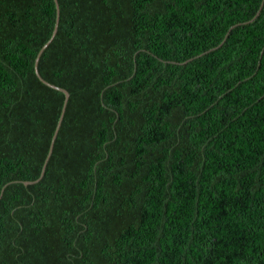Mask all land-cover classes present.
Listing matches in <instances>:
<instances>
[{
  "label": "trees",
  "instance_id": "obj_1",
  "mask_svg": "<svg viewBox=\"0 0 264 264\" xmlns=\"http://www.w3.org/2000/svg\"><path fill=\"white\" fill-rule=\"evenodd\" d=\"M57 1L25 186L56 9L0 0V264H264V0Z\"/></svg>",
  "mask_w": 264,
  "mask_h": 264
},
{
  "label": "water",
  "instance_id": "obj_2",
  "mask_svg": "<svg viewBox=\"0 0 264 264\" xmlns=\"http://www.w3.org/2000/svg\"><path fill=\"white\" fill-rule=\"evenodd\" d=\"M54 1V4H55V9H56V16H55V25H54V28H53V31H52V36L50 37V39L48 40V42L45 44V45H43V47L39 50V52H38V54H37V57H36V59H35V62H34V73H35V75H36V77L39 79V81L40 82H42L45 86H47V87H49V88H51V89H53V90H56V91H59L60 93H62L63 95H64V102H63V106H62V110H61V115H60V118H59V121H58V123H57V127H56V130H55V133H54V135H53V137H52V140H51V143H50V147H49V152H48V155H47V157H46V159H45V162H44V164H43V167H42V170H41V174H40V177H39V179L38 180H36V181H34V182H18V183H23L25 186H28V185H33V184H35L36 182H38L40 179H41V177L43 176V174H44V172H45V168H46V165H47V163H48V160H49V158H50V156H51V153H52V149H53V145H54V141H55V139H56V136H57V133H58V130H59V127H60V125H61V122H62V119H63V115H64V111H65V108H66V104H67V102H68V99H69V93L66 91V90H64V89H62V88H60V87H57V86H55V85H52V84H50V83H48V82H46L44 79H42L41 78V76H40V74H39V72H38V63H39V59H40V57H41V55L43 54V52H44V50L48 47V45L51 43V41L53 40V38L55 37V35H56V33H57V29H58V17H59V4H58V1L57 0H53ZM262 2H263V0H262ZM262 2H261V5H262ZM261 5H260V7H261ZM260 7H259V9H260ZM258 12H259V10H258ZM257 12V13H258ZM257 13H256V15H257ZM255 15V16H256ZM254 16V17H255ZM253 17V18H254ZM252 18V19H253ZM252 19H250L249 21H251ZM249 21H247V22H249ZM247 22H244V23H247ZM244 23H241V24H244ZM237 25H239V24H237ZM235 25H233V26H231V28L232 27H234ZM230 28V29H231ZM228 33V32H227ZM226 33V34H227ZM226 36V35H225ZM223 42V41H222ZM221 42V43H222ZM218 47V46H217ZM216 48V47H215ZM211 50V49H210ZM145 52H147V51H145ZM207 52V51H206ZM137 53V52H136ZM203 53H205V52H203ZM150 54V53H149ZM153 56V55H152ZM197 57V56H196ZM194 58V57H193ZM192 59V58H191ZM157 60H159V59H157ZM190 60V59H189ZM162 61V60H161ZM164 62H167V61H164ZM184 62H186V61H184ZM184 62H181V63H184ZM174 63V62H173ZM181 63H176V64H181ZM133 73H134V71H133ZM109 87V86H108ZM101 98V97H100ZM102 104V103H101ZM107 109V108H106ZM116 120V119H115ZM115 122V121H114ZM113 126V125H112ZM106 155V154H105ZM106 157V156H105ZM11 183H15V182H11ZM8 184H10V183H8ZM5 185H7V184H5ZM4 185V186H5ZM3 186V187H4ZM2 191V190H1ZM0 195H1V192H0Z\"/></svg>",
  "mask_w": 264,
  "mask_h": 264
},
{
  "label": "rangeland",
  "instance_id": "obj_3",
  "mask_svg": "<svg viewBox=\"0 0 264 264\" xmlns=\"http://www.w3.org/2000/svg\"><path fill=\"white\" fill-rule=\"evenodd\" d=\"M55 16H56V14H55ZM58 20H59V17H58ZM57 30H58V29H57ZM47 42H48V41H47ZM47 42H46V43H47ZM46 43H45V44H46ZM45 44H44V45H45ZM48 46H49V45H48ZM42 47H43V46H42ZM42 47H41V48H42ZM41 48H40V49H41ZM46 49H47V48H46ZM46 49H45V50H46ZM45 50H44V51H45ZM38 52H39V51H38ZM43 53H44V52H43ZM37 54H38V53H37ZM41 56H42V55H41ZM36 57H37V55H36ZM36 57H35V59H36ZM40 58H41V57H40ZM39 60H40V59H39ZM34 62H35V60H34ZM35 181H36V180H35ZM32 182H34V181H32ZM36 183H37V182H36ZM36 183H35V184H36Z\"/></svg>",
  "mask_w": 264,
  "mask_h": 264
}]
</instances>
